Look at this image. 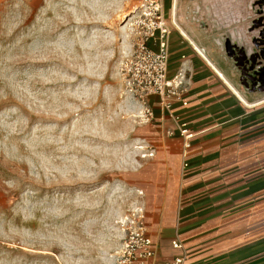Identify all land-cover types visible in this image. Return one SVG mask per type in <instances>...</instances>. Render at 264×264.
Instances as JSON below:
<instances>
[{"label":"rangeland","instance_id":"374dc122","mask_svg":"<svg viewBox=\"0 0 264 264\" xmlns=\"http://www.w3.org/2000/svg\"><path fill=\"white\" fill-rule=\"evenodd\" d=\"M142 1L3 2L0 264H114L126 224L142 216L152 227L175 206L153 202L174 193L173 173L143 116L149 99L131 96L121 73ZM209 1L184 5L211 27L241 94L263 100L264 0H227L232 12ZM255 109L263 123L244 138L252 184L227 206L225 248L198 253V264H264V103Z\"/></svg>","mask_w":264,"mask_h":264},{"label":"crops","instance_id":"0c3cea01","mask_svg":"<svg viewBox=\"0 0 264 264\" xmlns=\"http://www.w3.org/2000/svg\"><path fill=\"white\" fill-rule=\"evenodd\" d=\"M4 1L7 2L0 0V12ZM161 1L167 19L174 24L168 39V77L182 83L183 93L171 102L170 111L163 110L156 97L148 101L153 113L149 122L151 135L161 142L158 156L167 154L173 173L165 188L174 192L171 196L156 193L153 202L175 206L157 217L152 227H146L156 243L159 261L177 254L171 247V242L177 240L187 251L189 264H198V258L203 257L198 253L225 248L231 227L226 222L233 218L227 206L235 203L237 188L245 192L252 184H248L250 177L246 175V168L252 166L248 164L252 153L245 147L244 138L262 125L255 114V108L261 105L245 107L236 97L233 90L245 102L255 103L251 102L252 95L241 94L237 75L216 45L217 38L209 24L193 19L185 0ZM226 1L210 0L209 4L218 3V12L225 6L232 12V4ZM149 48L157 50L153 43ZM182 124L189 135L187 139L180 136ZM163 145L166 150L161 154ZM185 161L187 167L183 168ZM149 228L162 237L160 233L152 234Z\"/></svg>","mask_w":264,"mask_h":264},{"label":"built area","instance_id":"2783aa9c","mask_svg":"<svg viewBox=\"0 0 264 264\" xmlns=\"http://www.w3.org/2000/svg\"><path fill=\"white\" fill-rule=\"evenodd\" d=\"M134 19L137 42L131 55L121 65V73L128 93L145 104L150 97L159 100L160 107L170 111L171 102L180 99L182 83L168 77V39L170 28L166 25L161 0H143ZM153 43L157 50L149 48ZM182 105H185L182 103ZM143 116L152 118L149 108ZM185 125H181L180 136L187 139ZM188 144L185 145V148ZM186 166V165H185ZM124 240L114 264H189V256L183 244L177 240L171 247L177 252L170 259L159 261L156 243L148 235L142 216L123 227Z\"/></svg>","mask_w":264,"mask_h":264},{"label":"bare ground","instance_id":"6f19581e","mask_svg":"<svg viewBox=\"0 0 264 264\" xmlns=\"http://www.w3.org/2000/svg\"><path fill=\"white\" fill-rule=\"evenodd\" d=\"M132 13L135 14V12H132ZM132 17H133V16H132ZM125 19H126V18H125ZM132 19H133V18H132ZM130 21H131V20L128 21V23L126 24L125 27L128 26V24H129ZM191 44H192V42H191ZM125 52H126V51H125ZM220 77H221V76H220ZM222 79H223V78H222ZM233 92L235 93V95H237L236 97L238 98V100L241 101V103H242L245 107H256V106L261 105V104L264 103V99H263V100H260V101H258V102H255L254 104H249V103H247V102L244 101V99L239 95L238 92H236L235 90H233Z\"/></svg>","mask_w":264,"mask_h":264},{"label":"water","instance_id":"95a60500","mask_svg":"<svg viewBox=\"0 0 264 264\" xmlns=\"http://www.w3.org/2000/svg\"><path fill=\"white\" fill-rule=\"evenodd\" d=\"M228 48H226V51L227 52H229V53H232V51H231V48L229 49V46H227ZM229 49V50H228ZM229 55H231V54H229Z\"/></svg>","mask_w":264,"mask_h":264}]
</instances>
